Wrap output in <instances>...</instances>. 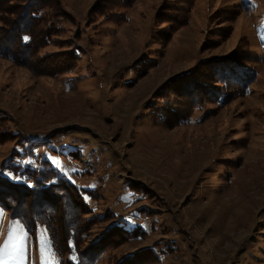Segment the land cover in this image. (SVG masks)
I'll return each mask as SVG.
<instances>
[{"label":"rangeland","instance_id":"1","mask_svg":"<svg viewBox=\"0 0 264 264\" xmlns=\"http://www.w3.org/2000/svg\"><path fill=\"white\" fill-rule=\"evenodd\" d=\"M51 6L33 66L0 58V110L83 191V250L97 264H264V0ZM10 236L24 259L0 264H61L45 227L33 238L0 209V249Z\"/></svg>","mask_w":264,"mask_h":264},{"label":"trees","instance_id":"2","mask_svg":"<svg viewBox=\"0 0 264 264\" xmlns=\"http://www.w3.org/2000/svg\"><path fill=\"white\" fill-rule=\"evenodd\" d=\"M20 2L25 4L19 12H15L18 15L16 23L0 27V58L24 62L27 67H31L36 60L33 53L50 42V36L43 28L54 17V7L51 6L53 0H0V21L5 20L4 14L14 15L10 3H16V8ZM25 36L29 38L27 41L23 39ZM38 36L40 40H37ZM239 71L244 80L240 82L237 79V85L246 86L244 91H247L255 71H249L246 67L239 68ZM224 84L228 85V80ZM225 98L226 95H222L218 103H223ZM7 118L0 110V146L15 142L10 159L1 167L0 186L4 190L0 192L3 194L0 197V209L11 220L21 222L27 234L33 238L40 227H45L61 264H97L98 252L89 254L83 250L84 238L91 223L85 218L89 205L83 191L60 176L49 160L40 158L33 144L9 128ZM20 150H23V154L29 152V155L23 156ZM31 154L35 157L33 164L29 163ZM7 170L11 176H5ZM117 228L129 235L123 224Z\"/></svg>","mask_w":264,"mask_h":264},{"label":"snow or ice","instance_id":"3","mask_svg":"<svg viewBox=\"0 0 264 264\" xmlns=\"http://www.w3.org/2000/svg\"><path fill=\"white\" fill-rule=\"evenodd\" d=\"M25 41L29 38L27 36L23 37ZM15 238L13 236L9 237V244L4 245L2 249H0V258L3 257L4 254L18 256L21 260L24 259V244L23 241L20 240L19 243H13Z\"/></svg>","mask_w":264,"mask_h":264}]
</instances>
